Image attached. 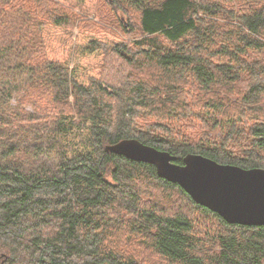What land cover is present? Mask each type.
I'll list each match as a JSON object with an SVG mask.
<instances>
[{"label": "trees", "instance_id": "obj_1", "mask_svg": "<svg viewBox=\"0 0 264 264\" xmlns=\"http://www.w3.org/2000/svg\"><path fill=\"white\" fill-rule=\"evenodd\" d=\"M114 1L139 12V54L164 72L158 84L111 91L57 57L52 33L71 23L57 0H0V264H143L112 243L123 226L168 264H264V226L228 224L153 165L106 151L136 139L178 164L197 154L264 169V58L253 57L264 54V0ZM205 115L220 132L195 141L189 128ZM156 182L211 225L143 201Z\"/></svg>", "mask_w": 264, "mask_h": 264}, {"label": "rangeland", "instance_id": "obj_2", "mask_svg": "<svg viewBox=\"0 0 264 264\" xmlns=\"http://www.w3.org/2000/svg\"><path fill=\"white\" fill-rule=\"evenodd\" d=\"M232 1L234 2V0ZM56 4L71 19L68 26L56 29L52 33L53 37L56 35L54 45L55 49L58 50L56 55L61 61L69 63L70 67L79 68L80 66V72L83 73L84 71L88 76L95 78L97 82L107 83L111 87L109 88L111 91L119 89V91L125 92L131 82L148 81L152 84H158L163 79L164 72L161 73L159 69L139 54L137 43L145 36L138 26L139 12L137 10L114 0H87L84 4L57 0ZM157 40L161 45L170 46L160 38ZM86 42L95 46L96 51L94 50L91 56L89 54L82 56L85 55L83 54L84 51L80 52V47H83ZM52 53L54 55V51ZM129 55L138 56L133 58L134 61L131 63L121 59V57L128 58ZM253 57L260 61L264 58V54ZM83 78L85 77L83 76ZM250 83L249 78L243 76L237 89L243 88L245 90ZM188 92L189 96L185 99L190 101L192 92L190 89ZM12 102L14 103V101ZM183 103L185 102L183 101ZM197 106V110L204 115L206 108L203 109V103L199 102ZM26 109L31 110L29 106H26ZM261 110H264V107ZM135 112L139 118L148 117V111L144 109L136 108ZM260 118L264 119V111ZM213 120V118L205 115L200 123L189 128L195 141H198L197 133L201 135L207 131L209 132L208 136L215 137L218 135L217 131L219 130L213 128ZM146 188L147 192L141 199L147 203L157 202L167 215L180 210L185 213L188 212L187 214L192 217L194 215L195 219H198L197 226L202 230L206 229H203L205 224L211 225L207 216H204L199 209L192 208L188 199L178 189L168 188L157 182L149 184ZM126 218L128 216H125V221ZM209 220L212 219L209 218ZM111 241L125 255L140 263L168 264L163 257L153 250L146 238L136 232H131L125 226L113 233Z\"/></svg>", "mask_w": 264, "mask_h": 264}, {"label": "water", "instance_id": "obj_3", "mask_svg": "<svg viewBox=\"0 0 264 264\" xmlns=\"http://www.w3.org/2000/svg\"><path fill=\"white\" fill-rule=\"evenodd\" d=\"M107 152L155 167L158 177L177 184L196 204L219 215L226 223L264 226V169H244L188 154L182 164L167 151L124 139Z\"/></svg>", "mask_w": 264, "mask_h": 264}]
</instances>
